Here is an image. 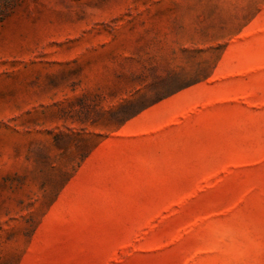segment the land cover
Returning a JSON list of instances; mask_svg holds the SVG:
<instances>
[{
  "label": "rangeland",
  "instance_id": "1",
  "mask_svg": "<svg viewBox=\"0 0 264 264\" xmlns=\"http://www.w3.org/2000/svg\"><path fill=\"white\" fill-rule=\"evenodd\" d=\"M0 264H264V0H0Z\"/></svg>",
  "mask_w": 264,
  "mask_h": 264
},
{
  "label": "trees",
  "instance_id": "2",
  "mask_svg": "<svg viewBox=\"0 0 264 264\" xmlns=\"http://www.w3.org/2000/svg\"><path fill=\"white\" fill-rule=\"evenodd\" d=\"M88 153V152H87ZM87 154H85L84 156H86Z\"/></svg>",
  "mask_w": 264,
  "mask_h": 264
}]
</instances>
